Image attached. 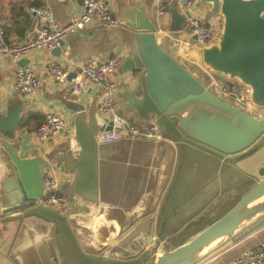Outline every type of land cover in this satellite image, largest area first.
<instances>
[{
	"label": "crops",
	"instance_id": "crops-1",
	"mask_svg": "<svg viewBox=\"0 0 264 264\" xmlns=\"http://www.w3.org/2000/svg\"><path fill=\"white\" fill-rule=\"evenodd\" d=\"M127 1L136 4L145 0ZM150 1L153 17L160 23L158 32H168L174 16L178 15L183 20L181 41L192 40L187 11L179 0ZM120 2L110 0L113 11ZM158 2L165 5L163 13L157 10ZM195 2L196 11L203 19L220 15L217 22L222 26L220 13H210L209 5L199 0ZM32 4L49 7L60 24L82 11V0H0V30L8 42H22L36 35L40 21L29 10ZM107 29L92 24L69 32L59 52L35 49L24 56L41 80L35 96L21 94L16 89L15 72L24 57L14 60L10 56H0V114L7 113L15 103L23 104L19 124L14 130L7 131L5 137L21 148L23 156H41L20 172L0 142V225L5 224L4 209L29 197L28 191L37 199L47 194L43 177L55 171L60 177L61 193L67 198V204L62 207L44 205L39 210L45 216L59 220L54 223V229L50 228L52 232H58L60 238L58 264H86L84 257L104 255L115 240L141 222L152 216L156 221L167 199H173L177 219L174 224H166L165 236L172 237L191 221L207 214L216 199L236 183L245 185L254 180V174L264 163L263 148L253 157L226 161L211 150L189 146L188 157H184L180 141L170 134H164L158 140L125 135L111 141H99L100 132L111 127L99 110L103 84L83 78L81 89H77L73 80L79 76L80 62L91 57L119 59L113 74L119 110L127 102L126 90L139 92L140 73L122 68L128 51L112 47ZM50 55L70 70L68 81H58L50 74L47 63ZM154 57L153 89L159 90L166 106L178 113L184 128L227 148L245 142L250 126L253 127L247 119L222 107L195 87L189 91L191 88L184 87V76L167 71L170 58L162 53H154ZM215 80L224 83L219 78ZM46 111L63 113L67 123L58 134L39 143L35 140V131ZM262 111L257 107L251 113ZM124 115L139 122L134 111ZM46 223L33 219L32 228L27 229L26 245L22 244L15 251L17 259L11 254L22 226L16 222L8 230H0V264H52L45 246L39 244L49 231ZM198 225L193 224L191 229ZM34 232L38 233L37 240L32 238ZM262 241L264 220L243 229L195 264H231L239 253Z\"/></svg>",
	"mask_w": 264,
	"mask_h": 264
},
{
	"label": "water",
	"instance_id": "water-1",
	"mask_svg": "<svg viewBox=\"0 0 264 264\" xmlns=\"http://www.w3.org/2000/svg\"><path fill=\"white\" fill-rule=\"evenodd\" d=\"M209 5L210 13L222 15V26L216 39L199 43L195 34L190 41H181L182 22L174 16L168 32H158L160 23L154 19L151 1L145 0L131 4L121 0L114 14L120 23L108 28L107 37L112 47L126 49L128 55L122 64L124 70L137 71L139 92L126 90V104L122 114L134 111L139 122L156 120L161 133L170 134L180 141L181 149L188 157L189 146H199L218 154L223 160H237L253 157L264 149V0H199ZM60 47L54 48L59 52ZM113 49V48H112ZM154 53H162L170 58L167 71L184 76L185 88L195 87L198 92L208 94L219 105L247 119L250 126L245 142L227 148L202 134L184 128L178 113L168 108L159 90L153 89L152 74L155 69ZM27 58L21 64H27ZM235 78L247 88L251 100L262 113H251V109L234 96L221 91L215 80ZM23 104L15 103L7 113L0 114V142L10 153L20 172L25 171L40 155L23 156L21 148L5 137L7 131L14 130L21 120ZM264 161V160H263ZM29 197L20 203L4 209L0 230H8L16 222L22 226L20 238L12 252L27 243V229L32 228L33 219L47 221L49 231L43 235L39 244L51 263L58 264L60 238L54 229L57 217L45 216L39 209L43 204L28 191ZM173 199L165 201L156 221L152 216L137 227L115 240V244L104 255L84 257L86 264H195L203 257L226 243L243 229L264 220V163L254 174V180L245 185L236 183L221 198L216 199L213 208L197 220H193L178 234L166 237V224H174L177 219L173 210ZM42 205V206H41ZM150 224V226H147ZM193 224L198 227L191 229ZM37 232L32 238L37 240ZM114 239V238H113ZM129 250V252H128Z\"/></svg>",
	"mask_w": 264,
	"mask_h": 264
},
{
	"label": "built area",
	"instance_id": "built-area-1",
	"mask_svg": "<svg viewBox=\"0 0 264 264\" xmlns=\"http://www.w3.org/2000/svg\"><path fill=\"white\" fill-rule=\"evenodd\" d=\"M181 7L187 11L190 31L196 35L200 43H208L214 40L219 23L209 22L196 11L195 0H179ZM30 12L34 13L40 25L37 27L36 35L22 42H8L3 30H0V56H10L14 60L28 55L32 50L46 49L52 51L60 47L64 37L71 31L85 29L87 26L96 24L105 28L115 27L120 19L114 14L110 6V0H82V11L70 16L66 23L60 24L54 18L53 12L46 5L29 6ZM157 10L163 13L165 5L157 3ZM50 74L61 82L69 80V69L54 55L47 58ZM119 66L117 57L100 59L91 57L79 64V76L73 80L77 89L82 87V79H89L103 84V92L100 98L99 110L111 127L100 132L99 141H111L121 136L129 135L158 140L163 137L159 123L156 120L148 122H136L128 119L122 114L117 105V82L113 74ZM16 89L19 93L35 96L38 94L41 80L37 70L30 64L19 65L15 72ZM216 78V77H215ZM221 91L234 96L249 109L259 107L254 103L245 87L241 91L239 84L227 86L225 83L217 82ZM67 118L63 113L46 111L44 119L35 131V140L39 143L46 142L51 136L58 134L66 125ZM44 186L48 193L39 197L38 202L43 205L67 204V198L61 193V181L59 175L49 172L43 177ZM207 262V261H206ZM231 264H264V241L260 244L239 253Z\"/></svg>",
	"mask_w": 264,
	"mask_h": 264
},
{
	"label": "rangeland",
	"instance_id": "rangeland-1",
	"mask_svg": "<svg viewBox=\"0 0 264 264\" xmlns=\"http://www.w3.org/2000/svg\"><path fill=\"white\" fill-rule=\"evenodd\" d=\"M217 19H221L220 18V15H215V16H213V18H211V19H207V21H209V22H215V20L216 21H218ZM216 34H217V32H216ZM216 38V35H215V37H214V39ZM224 81V83L227 85V86H230V85H232V84H235V83H238L235 79H231V78H226L225 80H223ZM243 90V88H241V91ZM53 206H55V207H60L59 205H53ZM62 207V206H61Z\"/></svg>",
	"mask_w": 264,
	"mask_h": 264
}]
</instances>
